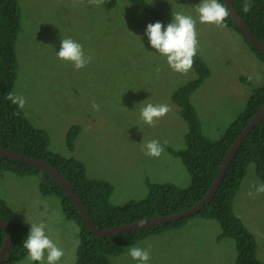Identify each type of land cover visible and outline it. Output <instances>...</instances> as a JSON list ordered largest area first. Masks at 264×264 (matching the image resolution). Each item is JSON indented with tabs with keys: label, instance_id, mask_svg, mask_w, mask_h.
Returning <instances> with one entry per match:
<instances>
[{
	"label": "rangeland",
	"instance_id": "374dc122",
	"mask_svg": "<svg viewBox=\"0 0 264 264\" xmlns=\"http://www.w3.org/2000/svg\"><path fill=\"white\" fill-rule=\"evenodd\" d=\"M20 30L14 42L13 92L26 98L20 109L31 125L47 134L49 149L83 164L86 177L112 186L109 202L120 206L148 194V184H172L183 189L191 176L171 151L186 148L188 124L172 96L196 78L169 68L164 56L155 53L144 36L146 25L156 21L128 0H114L109 7L73 6V0H16ZM167 25L182 12L197 20V55L209 75L190 98L200 134L210 141L222 138L243 112L254 89L264 84V62L237 31L201 24L195 11L200 0H146ZM72 38L83 46L91 62L75 70L61 61L60 40ZM159 69V71H157ZM93 103L99 105L94 110ZM147 103L167 104L170 111L149 126L140 118ZM73 126L79 133L73 150L66 139ZM157 139L163 146L158 158L144 155L142 145ZM253 184H263L250 164L240 181L232 207L255 240L256 256L264 263V193L255 194ZM35 176L0 175V199L12 209L29 231L43 221L46 233L64 250L59 264H75L79 226L65 218L60 199L42 195ZM253 191L249 196L248 192ZM215 220L192 217L179 227L147 233L133 245L110 258L111 264H140L127 251H149L148 264H236L235 242L220 237ZM28 256V254H27ZM27 256L14 263L40 264Z\"/></svg>",
	"mask_w": 264,
	"mask_h": 264
},
{
	"label": "trees",
	"instance_id": "16d2710c",
	"mask_svg": "<svg viewBox=\"0 0 264 264\" xmlns=\"http://www.w3.org/2000/svg\"><path fill=\"white\" fill-rule=\"evenodd\" d=\"M128 1L138 10L150 15L156 22H160L159 14H156L146 0ZM219 2L223 4L224 0ZM244 2L245 0H232V6L264 45V0H251L252 10L248 13L242 11ZM113 3L114 0L106 1V6L109 7ZM20 18V8L16 0H0V146L24 156L40 159L54 167L74 188L94 224L99 228H112L147 218L175 214L194 206L211 186L227 150L249 118L257 108L264 105L263 84L253 90L245 109L227 128L221 139L210 141L202 136L189 98L208 78L209 72L201 58L196 55L192 66L196 78L177 89L172 96L181 118L188 124V133L185 136L186 148L171 153L181 159L189 172L190 185L180 189L172 184L149 183L146 197L114 206L109 202L112 194V186L109 183L87 178L82 163L74 158H65L52 152L45 131L31 125L21 110L6 99L9 92L14 93V42L20 30ZM224 24L239 33L229 16ZM243 40L252 49L245 38ZM252 51L264 62L263 56L253 49ZM78 133L79 127L73 126L67 134L66 143L70 150H73V142ZM250 164L254 165L257 177L264 184V119L252 129L232 157L213 199L200 212L190 217L215 220L219 224L220 237H228L235 242L236 264H264L256 256L254 237L246 230L232 207L240 181ZM3 172L18 177L35 176L39 180L38 187L42 195H55L60 199L65 218L75 221L79 226V246L76 250L75 264H111L112 256L133 245L147 233L176 228L190 219L117 236L99 237L91 234L84 227L72 201L44 172L28 164L0 156V175ZM0 218L6 222L12 234L11 259L8 263L24 259L28 253L23 248V241L29 229L1 199ZM3 238L4 233L0 229V247Z\"/></svg>",
	"mask_w": 264,
	"mask_h": 264
},
{
	"label": "clouds",
	"instance_id": "9594fccd",
	"mask_svg": "<svg viewBox=\"0 0 264 264\" xmlns=\"http://www.w3.org/2000/svg\"><path fill=\"white\" fill-rule=\"evenodd\" d=\"M79 3L81 0H73L74 7ZM88 3L100 7L105 0H88ZM251 10V0H245L242 11L248 13ZM195 11L201 24H212L219 28L225 27L224 21L230 15L228 7L219 0H200L195 6ZM196 24L197 20L191 15L176 12L172 15V21L166 26L159 21L146 25L144 36L147 37L148 44L155 53L166 58L171 70L183 74L191 70L199 49ZM55 54L59 60L69 62L75 70L84 68L92 59L91 55L85 54L83 46L70 37L60 40L59 51ZM6 99L18 109H23L27 103L25 97L12 92L7 94ZM92 107L99 111V105L93 103ZM169 111L170 107L167 104L147 103L140 110V118L145 124L155 126L156 122ZM142 150L144 155L158 158L163 152V146L157 139H152L142 145ZM251 187L257 195L264 193V184H253ZM254 193L249 191L248 195L252 196ZM30 225V231L23 241V248L28 253V261L59 264L65 253L46 233L47 225L43 221ZM127 254L140 264H148L151 259L149 251L140 247L129 248Z\"/></svg>",
	"mask_w": 264,
	"mask_h": 264
},
{
	"label": "water",
	"instance_id": "95a60500",
	"mask_svg": "<svg viewBox=\"0 0 264 264\" xmlns=\"http://www.w3.org/2000/svg\"><path fill=\"white\" fill-rule=\"evenodd\" d=\"M223 4H225L228 7L229 13H230L229 17L232 23L234 24V26L236 27V29L241 34V36L245 38V40L248 42V44L251 46V48L254 51H257L261 56L264 57V45L252 33V31L249 29V27L246 25L243 19L235 11V9L232 6V0H224ZM263 119H264V105L257 108L255 113L249 118V120L247 121L246 125L244 126L240 134L237 136V138L231 144L230 148L227 150V153L222 160L220 168L211 186L209 187V189L207 190L203 198L198 203H196L194 206H192L191 208L183 212L165 215V216L147 218V219L139 220L136 222H131L128 224H124V225L116 226L112 228H99L94 224L92 218L90 217L88 211L86 210L79 196L75 193L74 188L50 164L40 159L24 156L22 154L16 153L2 146H0V156L16 161V162L28 164L44 172L46 175L49 176L51 180H53L63 190V192L72 201L79 215L81 216L84 227L91 234H94L99 237H111V236H117V235L129 233V232H133V231H137V230H141L145 228L169 224V223L176 222L182 219H187L197 214L198 212H200L204 208V206L208 204L215 196L220 186V183L223 179V176L226 172V169L232 157L234 156V154L243 144V142L245 141L249 133L252 131V129L255 126H257ZM0 229L4 233L3 242L0 247V264H5V263H8L11 259L10 248H11L12 234H11L9 226L1 218H0Z\"/></svg>",
	"mask_w": 264,
	"mask_h": 264
}]
</instances>
